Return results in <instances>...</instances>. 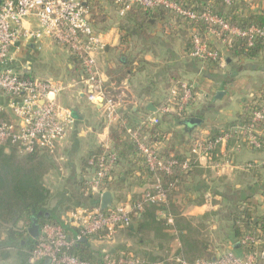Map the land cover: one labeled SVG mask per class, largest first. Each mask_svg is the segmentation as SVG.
<instances>
[{"label": "built area", "instance_id": "obj_1", "mask_svg": "<svg viewBox=\"0 0 264 264\" xmlns=\"http://www.w3.org/2000/svg\"><path fill=\"white\" fill-rule=\"evenodd\" d=\"M241 1L224 0V3L232 6ZM102 2H111L120 16L133 8L164 9L171 15V20L164 25L168 33L180 31V20L203 23V33L195 27L191 29L192 48L187 54L220 69L226 67L224 51H229L235 39H246L248 46L259 42L264 44V26H234L211 10V2L201 12H196L175 0H0V97L3 98V102L0 101V145L10 144L21 153L42 151L54 154L74 122L71 110L59 102L60 94L66 89L65 83L29 77L26 72L8 67L18 43L39 44L49 39L67 48L80 61L83 67L80 79L87 101L99 105L108 116V123L116 126L121 136L137 147L153 177L152 188L145 190L133 202L113 203L105 210L95 207L71 212L69 220L79 228L75 237L68 236L59 225L45 223L40 227L38 244L28 257L29 264H91L69 254L71 248L94 234L105 232L108 237L130 226L134 217L150 204H166L168 193L159 173L171 175L177 166L184 170L190 168L189 161L181 163L172 155H162L156 144L148 143L149 130L160 124V117H148L139 127L130 126L120 116V103L107 92L98 64V54L104 51L105 40L92 19L98 9L96 4ZM25 23L30 25L27 27ZM197 99L195 82L180 79L169 88L159 111L161 114L178 115L182 120ZM249 106L251 118L248 122L236 124L213 138L193 137L190 152L210 156L218 147L239 138H244L255 149L264 150L260 129L264 122V98L253 100ZM119 158L115 148H105L98 158L89 159L93 175L87 182L86 194L101 195L105 191L108 182L114 180ZM259 164L254 168L264 167V160ZM248 206L255 211L253 205ZM260 206L264 210V192ZM260 217H264V211ZM168 221L173 222L171 216ZM242 248L247 249V253H235V249ZM170 260L188 264L180 256ZM142 263V258L133 254L116 257L107 253L99 264ZM195 264H264V229L259 224L252 226L235 239L227 252L215 253L212 259H198Z\"/></svg>", "mask_w": 264, "mask_h": 264}, {"label": "crops", "instance_id": "obj_2", "mask_svg": "<svg viewBox=\"0 0 264 264\" xmlns=\"http://www.w3.org/2000/svg\"><path fill=\"white\" fill-rule=\"evenodd\" d=\"M245 3L247 4L245 14L264 13V0H245ZM151 21V24L155 26L160 18H153ZM29 25L25 23V26L28 27ZM129 27L128 25L125 26L124 30H128ZM157 29L158 27L155 28V30ZM125 35H114L113 30L103 33L105 48L103 52L98 54L102 78L105 80L106 87L109 88H107L109 95L115 94L121 98L120 116L127 124L139 127L141 122L148 117H160L159 126H154L158 131L154 144L165 154L171 155L178 152L186 156L193 155L190 152L193 137H215L221 132L229 130L238 123L232 124L246 112L254 98L264 91V55L250 60L230 57L229 51H224L227 58L226 67L224 69L216 67V69L206 70L202 62L187 54L188 51L185 50L184 46L178 50H174L172 47L166 57V67L160 69L155 64L153 66L156 67L148 71L145 69V63L149 64L151 57L147 56L145 60L138 59L139 52L133 53L129 50L130 38ZM160 35L170 37L174 36L175 33H168L163 30V34ZM135 40L136 42L144 41L142 37L138 36ZM176 40L179 41L180 39ZM163 41L161 40V42ZM57 48L58 45L49 39H45L39 44L18 43L14 58L8 67L18 72H26L27 75L30 74L34 77L37 74L52 77V73L50 74L49 69L44 66L46 63L44 59L47 54L59 53L60 48ZM33 51L39 54L38 57H33ZM69 55L68 57L72 59V64L68 65L70 80L66 84L64 92L60 94L59 102L71 110L74 122L68 129L65 138L58 144L54 154H48L47 160L52 164V167L44 176V183L52 194L51 208L53 213H56L63 223L72 225V221L69 220L71 212L79 208H91L89 201L86 204L75 205L73 197L78 184L84 181L88 182L93 175V170L86 161L92 153L99 149L115 147L111 133L116 126L108 123V116L99 105L87 101L84 94L85 87L80 79L81 75L73 61L74 57ZM126 57L132 61L133 71L121 81L119 86H116L112 83L115 82L112 80V75L115 76V72L121 68V63L125 61ZM154 59H157L155 55ZM153 61L152 63H157L155 60ZM164 71L166 72L165 75ZM46 79L54 80V78ZM180 79H189L195 82L198 92L197 101L189 107L187 115L182 120L170 114H161L159 111L169 88ZM0 101L3 102L2 97H0ZM193 117L199 118L201 123L193 127L187 126L186 121ZM230 124L232 125L229 126ZM261 131L264 135V130ZM159 132L162 136L159 135ZM3 151L6 154L15 151L17 156L28 154L19 152L13 146L4 147ZM196 157L198 163L195 168L196 171L185 179L181 187L182 192H178L172 200L183 207L184 215L201 216L208 214V216L214 217L217 210H212L213 213L210 214L209 203H215L214 199H217V196L224 197L226 201L232 204L238 200L240 194L248 192L251 199L261 202L264 192V178L259 179L254 175L256 169L257 171L264 170V167L255 169L254 166L260 165L259 163L264 160V150L255 149L249 146L244 138H239L232 140L224 147H218L210 156L196 155ZM119 168L120 166L116 171L121 170V173L119 176H114V180L110 183L111 189L107 187L105 189V191L112 192L113 203H118V192L121 189L124 190L123 185L127 188V192L123 193L126 203L135 201V198L145 190L152 188L153 177L151 178L145 171H141V168L144 169L142 163L125 162L120 170ZM261 175L264 177L263 174ZM48 179L52 181V185L48 184ZM224 181L227 185H223L229 190L231 189L229 187H232L230 191L236 192L233 194L234 196H230V194L225 196L217 189ZM52 186H56L57 189L54 190ZM54 191L56 192L54 193ZM208 191H212V194L206 193ZM84 195L101 200L102 194H86L85 192ZM213 196L212 201L211 197ZM170 202L166 203V210L160 208L157 214L161 218H166L168 224L172 226L171 230L166 232V239L170 242V247L179 249L181 242L174 226V220L172 223L168 221L169 216L173 219L170 212ZM144 212L145 210L136 215L132 224ZM17 227V230L23 233L22 237H25L26 233L30 234L28 232L30 225L23 226L20 223ZM128 227L124 228L123 231L121 230L123 237L118 242L119 244L114 246L117 240L111 239L112 244H115L109 248V254L123 255L125 252H130L144 257L145 254L152 251L163 258L167 257V253L156 252L158 239L155 238L156 240H154L151 236L150 239L138 241L139 235L130 234ZM7 230L5 227H0V264H29L25 238L18 241L12 240ZM104 237H93L91 244L96 250L106 253V247H95L104 241ZM228 241L231 240L228 239ZM234 242L235 240L230 242L231 245ZM14 252L23 254L22 261H18L19 255Z\"/></svg>", "mask_w": 264, "mask_h": 264}, {"label": "trees", "instance_id": "obj_3", "mask_svg": "<svg viewBox=\"0 0 264 264\" xmlns=\"http://www.w3.org/2000/svg\"><path fill=\"white\" fill-rule=\"evenodd\" d=\"M182 3L184 6L196 11L201 12L203 8L208 4L212 3L211 10L219 15L224 16L229 22L234 26H240L242 28L255 24L258 26H264V13L257 14H245L246 5L243 3H234L232 6H227L224 0H175ZM131 17V21L135 23V30L138 37L144 39H150L148 35L146 26L152 25V19H159L164 17L167 13L164 9L159 10H148L143 8H133L128 13ZM95 16V15H94ZM94 16L92 17L94 21ZM184 22L185 25L193 29L197 28L201 33L204 31V24L201 22H190L188 20H180ZM129 31V29H128ZM132 35V33H131ZM186 51L192 48L191 36L187 41V46L184 47ZM230 57H238L240 59H250L254 60L262 55H264V44L259 42L255 46H248L246 39L237 38L235 39L233 46L229 49ZM76 65V69L80 75L83 74V67L77 58H73ZM121 68L115 72V76L112 75L115 80L116 86H119L121 81L127 77L128 74L133 71V64L130 59L125 58V61L121 63ZM29 77H32L28 74ZM106 90L109 88L106 87ZM108 88V89H107ZM257 101L264 98V91L258 95ZM254 99V100H255ZM177 119H181L178 115H175ZM251 118V108H247L246 112L240 115L239 119L234 123L240 124L248 122ZM230 124L229 126H231ZM261 130H264V122L260 126ZM222 133V132H221ZM148 143L153 144L155 137L158 135L156 128L149 130ZM217 136V135H216ZM215 136V137H216ZM112 141L115 142V149L119 155L118 167L119 170L123 167L124 162L128 163H142L145 171L152 178V173L145 167L144 159L140 155L137 147L128 139L122 138L119 133V129L115 127L111 133ZM211 138H213L211 136ZM261 140L264 142V135H261ZM12 146L10 144L0 145V227H5L10 234L12 240H19L25 238L27 251L26 254L29 257L32 251L36 248L38 244V237L34 238L30 234H25L22 237V232L17 230V226L22 223L23 226L31 225L32 218L35 217L38 220V224L42 227L45 223L52 225L61 226L64 231L70 237H75L79 233V228L67 223L60 221L59 216L53 213L51 208V191L44 183V176L50 171L52 164L48 162V153L38 151L33 153H28L24 156H17L15 151L11 154H6L3 149L4 147ZM14 147V146H13ZM16 148V147H15ZM105 149H99L90 155L89 159L98 158ZM162 155L165 154L161 151ZM173 157L177 158L181 163L189 161V169L184 170L177 166L171 175L160 172L159 175L162 178V185L168 193V202H170V212L173 216L174 226L178 231L179 240L181 242V248L172 249L170 247V242L166 239V232L171 230V225L168 224L166 218H161L157 212L160 208L166 210V204H150L146 206L145 212L142 216L131 224L128 229H130V234L139 235L138 241L150 239H158V245L156 247L157 253H167V257L163 258L154 252H148L143 259L142 264H182L180 262L171 261L169 258L174 256H180L188 264H195L198 259H212L215 255L207 235V224L206 219L208 214L201 216H188L183 214V207L175 203L173 200L174 196L181 191V187L185 179L193 175L196 171L197 157L196 155L186 156L181 153L171 154ZM121 171V170H120ZM120 171H116L115 175L119 176ZM123 175V174H122ZM147 175V176H148ZM113 181V180H112ZM108 182L107 188L111 189L112 185ZM113 183V182H112ZM88 187L87 181L78 184L76 195L74 194L75 205L86 204L87 201L90 202L91 208L100 207V200L93 198V196H85ZM78 193V194H77ZM250 194L247 192L240 194L237 201L234 202L229 214L230 218V233H228L230 242L238 238L243 232L251 229L254 225H261L264 229V217L255 216V211L249 208L248 205H253L256 201L250 198ZM92 201H91V200ZM167 202V204H168ZM201 203V202H200ZM70 223V222H69ZM25 230L23 229V232ZM153 233V235H152ZM106 233H97L91 237L85 238L77 242L69 251V254L77 257L82 261H87L91 264L102 263L106 253L96 250L92 244L91 239L93 237L105 236ZM141 235V236H140ZM156 238V239H155ZM247 249H235V253L240 255L242 253H247ZM130 252H125V256L130 255ZM114 255V254H112ZM114 255L116 257L120 256ZM173 263H171V262Z\"/></svg>", "mask_w": 264, "mask_h": 264}, {"label": "rangeland", "instance_id": "obj_4", "mask_svg": "<svg viewBox=\"0 0 264 264\" xmlns=\"http://www.w3.org/2000/svg\"><path fill=\"white\" fill-rule=\"evenodd\" d=\"M241 3H243L244 5L247 6V4L245 3V0H242ZM96 6H98V9L95 12L94 24H95L97 31H99L100 33L103 34L107 31L113 30L114 35H118V36L119 35L123 36L126 33L125 36L130 38V41L128 43L129 50L132 51L133 53L139 52L138 53V59L145 60V58L147 56L151 57V61L149 62V64L145 63V65H146L145 69L148 71H151L154 67H156V66H153L155 64L160 69H163L166 67V65H167L166 57L168 56L170 48L173 47L174 50H178V48H180L181 46H184V47L187 46V41L189 40L191 29L188 28L184 22H180V21L178 22L181 25V28H180V31L176 32L174 36L164 37L163 35L162 36L160 35V34H163L164 25L166 24V22L167 21L169 22V19L171 20L170 14L169 15L166 14L164 17L162 16L160 18V21H157V23H155V26L154 25L146 26L145 28L147 30L148 35H150V39H144L143 38L144 41H142V42L140 41L141 42L140 43L139 41L136 42V40H135L138 34L135 30V26H134L135 23L133 21H131V17L128 14L129 12L124 16H120L118 14L116 7L111 2L98 3V4H96ZM158 24H159V26H158ZM127 25L130 26L129 31L124 30V27ZM156 27H158L157 30H155ZM131 33H132V35H131ZM152 34H153V36H152ZM178 38L181 40V42H180V40L179 41L176 40ZM161 40H164V41L161 42ZM57 45H58L57 49L60 48L59 53L47 54V55H45L46 58L44 59V62H46L44 66L47 69H49L50 74L52 73L51 74L52 77H44V76H41L38 74L36 77L45 78V79L46 78H54V80H60L63 83L67 84L70 80V73L68 72V65L72 64V59H71V57H68V55L70 53H69L67 48H65L64 46H61L59 44H57ZM66 54H68V55H66ZM38 55H39L38 53H34V51H33V57H38ZM154 55L157 59H154ZM69 56H71V55H69ZM153 60H155L157 63H152V62H154ZM203 66H204V68H206V70H209L210 68L216 69V66L213 64H210V63H203ZM165 74H166V72L164 71V75ZM110 96L115 98L117 100V102L120 103L121 98L117 97L115 94H110ZM255 98H257V97H255ZM159 135H161L160 132H159ZM261 174L264 175V170L257 171V169H256L254 176L259 177V179L261 177L264 178ZM47 182H48V184L50 183L52 185L51 180L48 179ZM223 184H225V181L217 189L219 191H221L223 193V195H225V196L228 194H230V196L231 195L234 196L233 194H235L236 192L230 191V190H232V187H229V188H231L229 190L225 186L227 184H225V185H223ZM229 186H231V185H229ZM52 188L54 190L57 189L56 186H52ZM117 189H118V191H120L119 188H117ZM123 189L124 190L121 189V191L118 192V196H117L118 203L119 202L126 203L123 193L127 192V188L123 185ZM55 192L56 191H54V193ZM180 192H182V191H180ZM206 193L212 194V191L211 192L208 191ZM217 197H218L217 199H214V196L211 197L212 201L214 199V202L217 204L209 203V206H210V209H209L210 212L209 213L212 214L213 213L212 210H217V211H216V214L214 215V217L208 216V218L206 219V224H207L206 230L208 233L207 235H209L208 238L210 240V243H211V246L213 249V253L221 254L223 252H227L231 247V243L228 241V239L230 240V238L228 236L229 235L228 233H230V226H229L230 221H229L228 217H229V214L231 212V208H233L232 205L234 204V202L232 204H230L229 201H226V199L224 197H222V196H217ZM137 198H135V200ZM253 206L255 207L254 210L256 212V216L260 217L264 211L263 209H261L260 202L254 203ZM121 230L123 231L124 229H120V230L115 231L114 233H111L110 236H108V238H107V234H106V237H104L105 238L104 241L99 243L97 246L95 245V247L104 246V247H106V250H107L106 254L109 253V250H110L109 248H111V246L113 247V245L115 244V243L112 244L111 239L114 238L117 240V242L114 246H116L117 243L121 241V238L123 237V235H121L122 234ZM14 253L19 255L18 261L19 260L22 261L23 254L18 253V252H14ZM171 263H173V262H171ZM173 264H175V263H173Z\"/></svg>", "mask_w": 264, "mask_h": 264}, {"label": "water", "instance_id": "obj_5", "mask_svg": "<svg viewBox=\"0 0 264 264\" xmlns=\"http://www.w3.org/2000/svg\"><path fill=\"white\" fill-rule=\"evenodd\" d=\"M220 95V93H219ZM201 120L199 118L193 117L190 118L189 120L186 121V125L189 127H193L197 124H200ZM114 202V197L111 191L106 190L102 193L101 195V200H100V208L105 210L108 207L112 206ZM28 232L30 235L34 238H37L40 234V226L38 224L37 218L33 217L32 218V223L28 229Z\"/></svg>", "mask_w": 264, "mask_h": 264}]
</instances>
